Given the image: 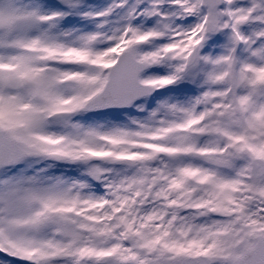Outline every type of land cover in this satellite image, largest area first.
<instances>
[{
    "label": "snow or ice",
    "instance_id": "snow-or-ice-1",
    "mask_svg": "<svg viewBox=\"0 0 264 264\" xmlns=\"http://www.w3.org/2000/svg\"><path fill=\"white\" fill-rule=\"evenodd\" d=\"M0 264H264V0H0Z\"/></svg>",
    "mask_w": 264,
    "mask_h": 264
},
{
    "label": "rangeland",
    "instance_id": "rangeland-1",
    "mask_svg": "<svg viewBox=\"0 0 264 264\" xmlns=\"http://www.w3.org/2000/svg\"><path fill=\"white\" fill-rule=\"evenodd\" d=\"M96 2H98V3H103L104 0H96ZM0 259H11V258H7V257H5L3 254H0Z\"/></svg>",
    "mask_w": 264,
    "mask_h": 264
}]
</instances>
